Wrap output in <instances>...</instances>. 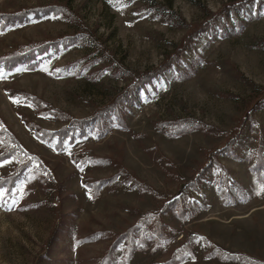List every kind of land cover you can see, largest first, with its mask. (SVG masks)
Wrapping results in <instances>:
<instances>
[{"label":"rangeland","instance_id":"374dc122","mask_svg":"<svg viewBox=\"0 0 264 264\" xmlns=\"http://www.w3.org/2000/svg\"><path fill=\"white\" fill-rule=\"evenodd\" d=\"M34 8L0 21V58L46 47L0 61V264H264V0H0Z\"/></svg>","mask_w":264,"mask_h":264},{"label":"trees","instance_id":"16d2710c","mask_svg":"<svg viewBox=\"0 0 264 264\" xmlns=\"http://www.w3.org/2000/svg\"><path fill=\"white\" fill-rule=\"evenodd\" d=\"M42 9L44 12L47 11V9H45V8H42ZM29 12H33L34 14L37 15L39 12H41V10L39 8H34V9H30V10L25 9L23 11L16 12V13H1L0 12V21L3 23V25H7L10 23H14V22L15 23L21 22L25 18H27L26 15ZM223 14H224V10H220L218 12L211 13L202 22L194 24L191 27V30L189 31L187 36L184 38L181 47H179V49L177 50V53L180 52L181 50L185 49L188 42H190V40H192L194 38V36H196L199 32L209 28L211 26V24L213 22L218 21L219 18ZM49 43L57 44L58 42L53 41V42H49ZM45 50H46V47L44 46V44L42 42H36V43H32L30 46H24L15 54H9V55L2 56L0 58V61L3 63V65L6 68H12L15 64L30 62V60L35 57V54L42 53ZM147 80H148V78H147ZM140 83L142 84L143 81H141ZM124 97H125V93L123 95H120L115 101H113L114 103L112 104L113 105L112 108L114 111H112L111 114L112 113L118 114V109H117L118 108L117 107L118 102L117 101H120V99H122ZM106 109L101 110V112H102L101 115L105 114L108 116L107 113H109L111 109H108V110H106ZM99 117L100 116H98L97 118H99ZM0 158H2V155L0 156Z\"/></svg>","mask_w":264,"mask_h":264},{"label":"snow or ice","instance_id":"6c2138e0","mask_svg":"<svg viewBox=\"0 0 264 264\" xmlns=\"http://www.w3.org/2000/svg\"><path fill=\"white\" fill-rule=\"evenodd\" d=\"M0 78H3V73H0ZM3 191L2 190H0V198H2L3 197Z\"/></svg>","mask_w":264,"mask_h":264}]
</instances>
